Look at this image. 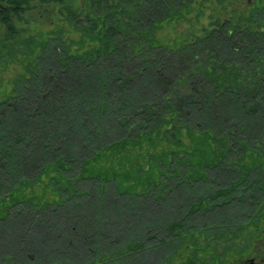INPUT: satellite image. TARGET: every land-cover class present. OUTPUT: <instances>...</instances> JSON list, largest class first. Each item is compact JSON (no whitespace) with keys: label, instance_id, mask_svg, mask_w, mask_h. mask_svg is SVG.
Masks as SVG:
<instances>
[{"label":"trees","instance_id":"trees-1","mask_svg":"<svg viewBox=\"0 0 264 264\" xmlns=\"http://www.w3.org/2000/svg\"><path fill=\"white\" fill-rule=\"evenodd\" d=\"M0 66V235L31 223L0 264L140 254L104 244L106 205L140 238L160 214L164 245L190 214L262 213L264 0H0Z\"/></svg>","mask_w":264,"mask_h":264},{"label":"rangeland","instance_id":"rangeland-1","mask_svg":"<svg viewBox=\"0 0 264 264\" xmlns=\"http://www.w3.org/2000/svg\"><path fill=\"white\" fill-rule=\"evenodd\" d=\"M183 25L180 29H183ZM13 68V67H12ZM5 69V67L0 66V82L2 85H4L5 90L9 92L10 88L12 87L11 84L8 83V81L13 78L14 70ZM33 192V190H32ZM28 194H32L28 191ZM13 202L6 199L5 201L0 202V212L8 208L10 205H12ZM236 205V204H235ZM107 207L103 208L104 211H106V220L102 222V238L104 239V244H111V241H116L118 239L119 243L115 245L114 250L124 248L127 245L128 242L130 244H136V243H143L145 244V249L139 254L136 255H126V256H117L114 257V260H116V264H122L124 261L121 260H127L128 264H158L162 263L164 261H167V264H185V260L188 259V256L190 255L192 257V260L197 264H199V260L196 259H202V257L199 258V253L202 252L200 249L204 248L206 244H210L211 242L207 243L208 240L211 238V235L213 233L219 234L223 230V228L219 230H214L215 226L219 223H223L230 219V214L232 212L236 213L238 212V209L241 207V205L234 206L230 209H221L216 211H212L210 213H207V211L204 213V215L199 212L195 216L188 215L187 218H184V220H188L185 223L182 224V230L181 234L177 236L176 238L180 239L179 243H177V240L175 236L172 234L170 236V239L167 238V235H163V238L166 240L165 243H161V232L162 230L159 229L158 224H155V222L161 219V215L153 212L152 210L147 213V219L145 220L144 225L148 226L145 227L146 229V236L140 238V228L142 227L143 223L140 222V214H137L133 209L129 211V208H120L118 211L114 208H110V206L106 205ZM155 210V209H154ZM111 215V216H110ZM117 215L120 216V218H117ZM223 216L224 218H221ZM167 218V220L172 221L171 217ZM243 218L239 219L242 220ZM155 221V222H154ZM154 222V223H153ZM215 223V224H214ZM30 224L17 226L13 229V232L7 233L5 235H0V242L3 246H5L6 252L14 254L16 250V243L13 240L14 232L21 233L22 230L27 228L30 229ZM24 227V228H22ZM158 227V228H157ZM219 227V226H218ZM157 228V229H156ZM235 226H231L230 228H227L230 234L234 231ZM238 231V229L236 228ZM235 230V231H236ZM27 232V231H26ZM24 232V233H26ZM183 238V239H182ZM132 246V245H131ZM208 250L212 248L213 245H207ZM246 247V246H244ZM107 250V246L106 249ZM207 250V252H208ZM2 253L1 255H3ZM203 256V255H202ZM206 257V255L204 254ZM14 257V255H13ZM110 255L107 257H103L101 264H109L108 260L110 259ZM198 257V258H197ZM109 258V259H108ZM112 259V258H111ZM206 259V258H204ZM107 260V261H105ZM184 261V262H183ZM100 263V262H99ZM98 263V264H99ZM2 264V263H1ZM5 264V263H4ZM228 264H235V261H230Z\"/></svg>","mask_w":264,"mask_h":264},{"label":"flooded vegetation","instance_id":"flooded-vegetation-1","mask_svg":"<svg viewBox=\"0 0 264 264\" xmlns=\"http://www.w3.org/2000/svg\"><path fill=\"white\" fill-rule=\"evenodd\" d=\"M262 207V213H253L252 219L247 222H239L238 216H235V220L231 221L235 229L230 236L228 231H221L215 239L211 237L207 242L211 243L200 249L199 258L202 259H196L199 264H228L230 261H235V264H264V199ZM238 225L242 230H236ZM207 245L213 246L208 250ZM184 263L197 264L190 255Z\"/></svg>","mask_w":264,"mask_h":264}]
</instances>
